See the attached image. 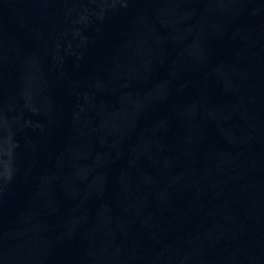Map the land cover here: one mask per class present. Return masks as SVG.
<instances>
[{
	"label": "water",
	"instance_id": "obj_1",
	"mask_svg": "<svg viewBox=\"0 0 264 264\" xmlns=\"http://www.w3.org/2000/svg\"><path fill=\"white\" fill-rule=\"evenodd\" d=\"M0 264H264V0H0Z\"/></svg>",
	"mask_w": 264,
	"mask_h": 264
}]
</instances>
